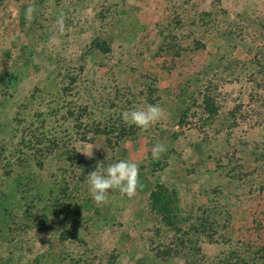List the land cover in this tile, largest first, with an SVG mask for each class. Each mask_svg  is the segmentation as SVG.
I'll list each match as a JSON object with an SVG mask.
<instances>
[{"label":"rangeland","instance_id":"374dc122","mask_svg":"<svg viewBox=\"0 0 264 264\" xmlns=\"http://www.w3.org/2000/svg\"><path fill=\"white\" fill-rule=\"evenodd\" d=\"M149 104L146 130L122 119ZM125 159L188 218L144 230L164 261L132 264H264V0H0V264L143 249L138 227L119 233L130 196L87 188Z\"/></svg>","mask_w":264,"mask_h":264},{"label":"clouds","instance_id":"9594fccd","mask_svg":"<svg viewBox=\"0 0 264 264\" xmlns=\"http://www.w3.org/2000/svg\"><path fill=\"white\" fill-rule=\"evenodd\" d=\"M162 116V110L157 105H146L143 108H136L125 111L122 119L129 125H136L146 130L152 123L158 121ZM166 150L162 143H155L152 147V159H158L160 154ZM91 156V152H85ZM139 164L130 160H118L107 166L98 165L88 172L87 188L89 195L96 203L105 202L110 189H118L122 194L131 196L138 183Z\"/></svg>","mask_w":264,"mask_h":264},{"label":"crops","instance_id":"0c3cea01","mask_svg":"<svg viewBox=\"0 0 264 264\" xmlns=\"http://www.w3.org/2000/svg\"><path fill=\"white\" fill-rule=\"evenodd\" d=\"M145 177H143L144 179ZM139 183V179H138ZM138 186V185H137ZM145 186L143 188V191L140 193L135 189L134 193L127 198V202L129 203L132 207V210L130 208L129 212L130 214L127 216L126 220L123 222V226L119 228V233L123 232L127 235H129V239L132 240L134 239V235L131 230L128 231L129 227H138L141 231H139V234H137L136 237L139 238V241L145 243L143 249L139 248L138 250L137 246L133 244H128V248L124 247L121 249V251L116 252V256L111 260V264H125L126 262L128 264H132L133 260L141 258V257H150L152 260L159 261L161 262V259L154 253L153 250H149L147 248V241L144 237V230H147L149 228H153L159 219L153 212L147 208V201L148 197L150 194V191L153 189V184L150 180L145 182ZM127 227V228H125ZM76 229V228H75ZM77 232V231H76ZM100 237L102 238L105 242H107V247L109 249L112 248V243L111 241L114 238V235L109 234V233H103V232H98L97 230L91 228L88 230L87 236L83 237L84 239H89L91 240L94 237ZM125 237V235L123 236ZM120 239V237H118ZM92 239V240H93Z\"/></svg>","mask_w":264,"mask_h":264},{"label":"trees","instance_id":"16d2710c","mask_svg":"<svg viewBox=\"0 0 264 264\" xmlns=\"http://www.w3.org/2000/svg\"><path fill=\"white\" fill-rule=\"evenodd\" d=\"M165 187L163 184H155L149 194L150 208L154 213L159 215V223L161 226L165 227L167 230L180 231L178 229L181 228L184 222H186V220L188 219L186 216L184 217V215L187 214L184 213V215H182V211H180L179 209H176L175 212H172L173 209L171 210L167 208V203L173 202L174 199L177 198L175 194L169 193ZM200 231L203 230L201 229ZM209 236L210 235H207L206 239H211V237ZM180 251L181 250H174L166 253H169V255H175ZM155 253L161 259V261H164V258L158 255V251H155Z\"/></svg>","mask_w":264,"mask_h":264}]
</instances>
